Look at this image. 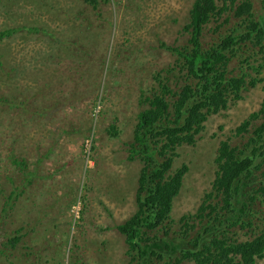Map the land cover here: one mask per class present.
Returning <instances> with one entry per match:
<instances>
[{
	"label": "rangeland",
	"instance_id": "rangeland-1",
	"mask_svg": "<svg viewBox=\"0 0 264 264\" xmlns=\"http://www.w3.org/2000/svg\"><path fill=\"white\" fill-rule=\"evenodd\" d=\"M194 1L98 0L94 9L81 0H0V264L130 263L118 225L137 210L143 164L129 144L159 81L184 79L170 48L189 39L183 27ZM253 2L263 17V0ZM227 30L225 17L213 21L204 46ZM251 48L263 63L260 46ZM229 68L238 74L246 63ZM263 101L257 83L209 116L194 146L178 148L173 169L189 171L173 200L172 231L212 191L220 143L243 142L236 129ZM254 175L251 187L264 183V166ZM262 200L247 217L254 227L264 226ZM247 231L240 240L253 237Z\"/></svg>",
	"mask_w": 264,
	"mask_h": 264
},
{
	"label": "trees",
	"instance_id": "trees-1",
	"mask_svg": "<svg viewBox=\"0 0 264 264\" xmlns=\"http://www.w3.org/2000/svg\"><path fill=\"white\" fill-rule=\"evenodd\" d=\"M81 1L94 9L99 3ZM219 1L221 5L217 0L194 1L183 27L189 39L183 46L170 48L179 57L184 79L176 87L160 80L149 107L138 114L129 144L130 158L143 164L137 210L118 225L129 245V264H258L264 259V226L254 227L247 218L258 215L257 200L262 198L264 203V183L250 186L259 180L255 172L264 166V101L262 109L236 129L243 142L220 143L212 191L205 195L197 213L182 216L178 231H172L170 225L173 200L189 171L186 164L173 169L178 148L194 146L209 116L241 100L243 91L264 83V62L255 64L257 52L251 48L260 46L264 52V16L257 17L253 0ZM223 17L227 32L206 48L205 28ZM234 59L246 63L238 74L229 68ZM257 119L260 123L254 126ZM247 229V233L254 232L253 237L240 240V231ZM18 240L16 237L12 243Z\"/></svg>",
	"mask_w": 264,
	"mask_h": 264
}]
</instances>
